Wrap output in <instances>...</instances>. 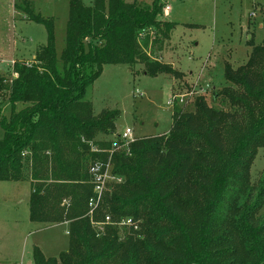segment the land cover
Instances as JSON below:
<instances>
[{
    "label": "trees",
    "instance_id": "trees-1",
    "mask_svg": "<svg viewBox=\"0 0 264 264\" xmlns=\"http://www.w3.org/2000/svg\"><path fill=\"white\" fill-rule=\"evenodd\" d=\"M21 1L26 6L17 3L16 7L27 19L43 23L48 38L32 61L15 62L16 77L0 74V104L6 101L10 106L8 115H0V181L25 178L28 162L30 220L70 223L68 250L57 258L45 256L36 247L33 264H95L105 259L113 264L118 259L129 264H148L152 259L169 264L165 259H183L185 253L166 239L172 216L164 210L170 208L174 218L181 220L186 200L201 197L217 186V211L210 214V225L203 221L201 227H211L206 241L211 254L227 257L237 243V226L229 213L235 207H244L223 191L228 179L221 177L226 167L222 153L232 149L246 112L256 111L258 123L264 125V39L250 44L245 64L236 70L225 67V79L233 85L224 87L221 95L232 109L211 105L200 95L194 110L174 111L167 134L136 138L126 150L114 152L113 173H120L124 181L105 193L109 212L102 211V203L90 216L88 200L93 187L89 166L108 156L101 148L104 142L95 137L114 131L119 110L104 108L96 114L92 102L86 99V89L106 64L142 62L146 74H175L169 64L149 59L139 40L142 34L171 30L174 22L159 19L164 7L161 0H152L149 5L140 0H92L90 4L69 0L66 45L58 57L52 18L36 13L34 6L30 7L31 0ZM256 132L253 140H262L261 127ZM104 146L110 148L111 142ZM87 154L91 161L84 175ZM246 159L238 170L244 176L243 183L248 184L247 172L254 156L249 153ZM255 189L252 185L244 199L249 208L243 218L246 225L264 236V223L255 213L264 204V185L257 192L256 202L251 203ZM63 197L69 198L68 203L57 207L56 202ZM124 214L135 220L124 227L133 230L137 224L142 228L145 237L141 244L124 247L114 235L111 223ZM106 216L111 222L106 223L103 234H98L92 220H104ZM230 264L239 263L232 257Z\"/></svg>",
    "mask_w": 264,
    "mask_h": 264
},
{
    "label": "rangeland",
    "instance_id": "rangeland-1",
    "mask_svg": "<svg viewBox=\"0 0 264 264\" xmlns=\"http://www.w3.org/2000/svg\"><path fill=\"white\" fill-rule=\"evenodd\" d=\"M31 1L33 4L30 7L34 6L36 13L52 18L56 53L60 57L66 45L69 0ZM83 1L85 4L92 2ZM151 1L140 0L145 5ZM161 1L170 5L171 11L168 16L159 15V19L174 21V28L165 33L142 34L139 40L149 59L169 64L176 73L146 74L147 67L142 62L106 64L101 75L86 89V99L92 102L96 114L104 108L119 110L114 131L98 133L95 137L104 145L111 142L110 148H104L103 144L101 147L105 149L107 159H98L110 167L107 193L111 191V186L113 188L124 181L120 173H113L114 152L123 149L122 143L116 141L118 133L130 127L134 138L167 134L173 123L174 111L194 110L196 98L200 95H204L211 105L224 110L232 109L227 98L221 95L224 87L233 85L225 79V67L228 65L236 70L245 64L252 49L250 44L264 39V0ZM17 3L26 6L21 0H0V74L9 78L13 69L11 61H32L38 48L46 44L48 38L45 25L27 19L16 7ZM9 112L10 106L4 101L0 104V115H8ZM244 116L235 133L232 149L222 153L226 167L221 171V177L228 179L223 191L231 194V201L234 199L244 207L237 210L235 207L229 213L237 226L236 246L228 251L227 257H218L211 254L206 244L211 227H201V223L207 221L210 225V214L217 211L219 201L218 186L212 187L201 197L186 200L183 205L186 211L181 220L174 218L170 208L164 210L172 216L168 219L170 227L166 239L185 253L183 259H165L167 263L230 264V259L235 257L239 264H264V236L246 225L243 218L249 208L244 199L250 187L256 186L251 202L255 203L257 192L264 185V125L258 123V114L254 110H249ZM259 127L263 131L262 140L256 141L253 137ZM249 153L254 159L247 172L248 184H245L241 179L244 176L238 169ZM90 161L87 154L82 174L88 169ZM26 163L25 178L0 181V264H33L36 247L45 256L57 258L69 248V221L42 224L30 220L32 184L30 167ZM105 199L103 205L101 203L102 211L109 212V201L105 202ZM68 201L69 198L63 197L56 205L64 207ZM223 207L227 208L226 203ZM255 213L260 217L259 222L264 223V204ZM105 219L94 217L92 220L98 234H103L107 228L104 226L111 222H105ZM122 219L135 221L132 216L124 214L118 222L111 223L115 226L113 233L117 240L124 247H128L129 243L141 244L145 237L142 228L139 229L137 224L134 231L124 227ZM118 260L117 264H129L127 260ZM95 264L113 263L105 259ZM148 264H158V260L152 259Z\"/></svg>",
    "mask_w": 264,
    "mask_h": 264
},
{
    "label": "built area",
    "instance_id": "built-area-1",
    "mask_svg": "<svg viewBox=\"0 0 264 264\" xmlns=\"http://www.w3.org/2000/svg\"><path fill=\"white\" fill-rule=\"evenodd\" d=\"M170 10H171L170 5H164L163 7L164 16H168ZM15 62L16 61H11L13 68ZM11 76L13 77L17 76V73L13 69ZM170 103H172V99L170 100ZM132 132L133 130L130 127H126L124 131L118 133V135L116 136V141H119L123 145L122 150H126L129 147V144L136 139L133 137ZM88 173L90 175V181L93 187L92 195L88 200V208H89L88 214L92 216L93 213L101 205L104 199L106 188L111 178V173H110L109 164H106L98 160L93 162L89 166ZM109 221H110V217L106 216L105 222H109ZM121 222L122 225H131V224L133 225V221L131 219H122ZM134 226L137 227L136 225Z\"/></svg>",
    "mask_w": 264,
    "mask_h": 264
},
{
    "label": "crops",
    "instance_id": "crops-1",
    "mask_svg": "<svg viewBox=\"0 0 264 264\" xmlns=\"http://www.w3.org/2000/svg\"><path fill=\"white\" fill-rule=\"evenodd\" d=\"M171 11V10H170ZM172 22H174V21H172Z\"/></svg>",
    "mask_w": 264,
    "mask_h": 264
}]
</instances>
